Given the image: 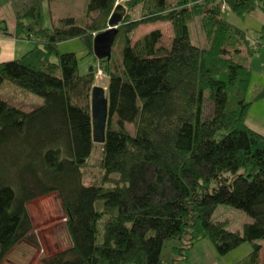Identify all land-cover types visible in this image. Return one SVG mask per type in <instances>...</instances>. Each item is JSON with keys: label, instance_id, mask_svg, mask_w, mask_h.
Here are the masks:
<instances>
[{"label": "trees", "instance_id": "1", "mask_svg": "<svg viewBox=\"0 0 264 264\" xmlns=\"http://www.w3.org/2000/svg\"><path fill=\"white\" fill-rule=\"evenodd\" d=\"M53 1H27L14 37L33 48L0 63V88L8 83L43 100L25 113L0 96V264L21 244L36 248L27 206L50 195L60 202L69 247L40 264H184L203 240L219 257L248 243L236 264H264V136L245 123L264 98L260 90L246 99L264 26L250 37L224 19L264 16V0H124L110 60L96 61L108 80V116L99 177L89 186L97 71L81 75L76 56L57 47L79 40L92 52L121 0H86L80 21L48 29L42 4ZM159 24L169 26L168 46L159 27L135 39ZM218 206L251 222L228 232L213 221ZM168 242L175 246L166 260Z\"/></svg>", "mask_w": 264, "mask_h": 264}, {"label": "rangeland", "instance_id": "2", "mask_svg": "<svg viewBox=\"0 0 264 264\" xmlns=\"http://www.w3.org/2000/svg\"><path fill=\"white\" fill-rule=\"evenodd\" d=\"M27 1L28 0H4L3 6L0 7V20H6L4 26L2 27H5V25L8 26V33L14 32L16 17L22 15L24 11L28 9ZM124 2V0H121L117 2L116 5H124ZM85 3L86 0H55L51 3H43L41 10L43 26L50 29L59 20L63 19H76L80 21V18L84 14ZM258 16H260V13H254L251 18L257 20ZM154 27L160 28L164 36L162 45L168 46L170 42V29L167 25L165 26L159 24L156 26L140 28L135 36V39H139L142 35L146 34ZM246 33L250 37L257 35V32L253 29L246 31ZM191 39L195 45L201 46L193 30L191 32ZM57 53L58 55L74 54L77 59L78 72L81 75L86 74L90 68L96 69L97 60L92 52L86 49V47L79 40H72L59 44L57 47ZM51 61L56 62V57L51 58ZM96 71L97 79L95 80L94 86L106 90L108 83L107 78L101 70L96 69ZM8 90L10 91L9 88H6V91L3 89V93L8 92ZM9 93L10 95H13L14 91L12 90L6 94ZM26 94H28L29 98H32V100H38L41 103L43 102V100L39 97L33 96L29 93ZM246 99H251V89H249ZM26 103L31 104L27 100ZM209 107L210 105H205V117H203V119L208 117ZM128 130L131 131V127L128 126ZM100 150L101 145L94 144L91 159L89 160V166L87 167L86 175L83 178V184L85 186L91 185L99 177L97 167L100 159ZM27 212L32 221L37 246L33 249L30 245L25 243L17 247L13 258L16 262H18V264H29L31 261H34V263L37 261L40 264V260L43 257L52 255L55 252L62 251L69 247V241L66 236L64 226V213L56 195H50L29 204L27 206ZM213 221L226 223V229L231 233L240 232L243 225L251 222L250 218L243 212L225 206L217 207L213 216ZM206 241L209 242L208 240ZM172 243L173 242H168L164 245L162 257L166 260L171 258V248L175 246V244ZM260 244L264 246V242H261ZM250 251V245L245 243L235 252H231V255L228 258L236 262L246 257Z\"/></svg>", "mask_w": 264, "mask_h": 264}, {"label": "crops", "instance_id": "3", "mask_svg": "<svg viewBox=\"0 0 264 264\" xmlns=\"http://www.w3.org/2000/svg\"><path fill=\"white\" fill-rule=\"evenodd\" d=\"M3 2L4 0H0V7L3 6ZM254 13L260 12L255 11L246 16L243 20H239L232 13L225 12L224 19L229 24L242 31L253 29L257 34H260L262 27L264 26V16L260 13L258 19L254 20L251 18ZM5 21L4 19L0 20V63L18 60L33 48V44L30 40L21 38L17 39L14 37V32L8 33V26L5 25V27H2L4 26ZM249 69L251 73L249 89H251L252 98L255 92L264 90V33L260 37L257 53L249 61ZM6 88H9L10 91L13 90V95H10V93L6 94L10 92L9 90L8 92L3 93V89L6 91ZM0 96L11 106L25 113L33 111L42 104L38 100H32V98H29L28 94L21 92V90H18L15 86L8 83L0 88ZM26 100L31 104H27ZM245 123L249 129L264 136V98L250 106L245 118ZM16 250L17 248L9 254L4 264H18L13 258ZM214 250L215 249L210 242H207L206 240L200 241L187 253L184 264H236L240 261L235 262L228 258L231 255L230 253L219 258ZM29 264L39 263L37 261L36 263L31 261Z\"/></svg>", "mask_w": 264, "mask_h": 264}, {"label": "water", "instance_id": "4", "mask_svg": "<svg viewBox=\"0 0 264 264\" xmlns=\"http://www.w3.org/2000/svg\"><path fill=\"white\" fill-rule=\"evenodd\" d=\"M125 16V8L121 5H116L109 17L107 30L94 36L92 40V54L97 61L110 60L111 49L117 35L118 27L124 21ZM90 104L92 141L94 144L102 145L105 141L108 116L106 90L100 87H94L91 90Z\"/></svg>", "mask_w": 264, "mask_h": 264}, {"label": "built area", "instance_id": "5", "mask_svg": "<svg viewBox=\"0 0 264 264\" xmlns=\"http://www.w3.org/2000/svg\"><path fill=\"white\" fill-rule=\"evenodd\" d=\"M98 74H99V72H98Z\"/></svg>", "mask_w": 264, "mask_h": 264}]
</instances>
